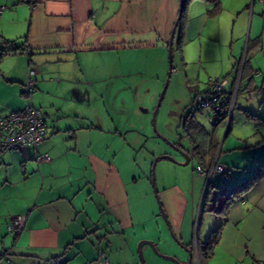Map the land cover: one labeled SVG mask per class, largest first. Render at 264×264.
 Here are the masks:
<instances>
[{"label": "crops", "instance_id": "crops-1", "mask_svg": "<svg viewBox=\"0 0 264 264\" xmlns=\"http://www.w3.org/2000/svg\"><path fill=\"white\" fill-rule=\"evenodd\" d=\"M218 1L210 13L215 4L208 0H0V48L4 41L21 48L0 56V114L33 104L48 128L39 145L0 153V264H105L101 254L109 264H264V72L253 64L264 48V27L258 30L264 0ZM182 2L171 54L178 44L181 76L185 88L194 89L193 98L208 90L209 77L224 80L233 92L245 55L247 62L229 128L207 127L203 111L196 113L206 131L196 134L199 152L180 133L172 142L189 162L173 148L161 149L156 154L173 160H157L152 183L156 154L148 159L149 172L134 156L127 124L109 130L95 122L94 95L99 86L105 94L121 90L117 81L126 76L136 83L143 65L152 63L142 54L168 49ZM254 16L256 34L245 38ZM236 24L243 36L238 45ZM190 43L208 61L197 59L193 74L186 57ZM124 57L131 59L129 72L120 67ZM30 68L36 87L29 97L23 86ZM178 70L172 66L171 73ZM188 108L180 105V127ZM97 109L110 118L106 103ZM111 136L120 139L119 147ZM40 154L50 161L38 163ZM213 155L224 171L206 183L195 167L210 168ZM16 215L25 222L14 235L8 225ZM218 227L212 249L198 252ZM143 240L153 246H141L142 262L137 246Z\"/></svg>", "mask_w": 264, "mask_h": 264}, {"label": "rangeland", "instance_id": "rangeland-1", "mask_svg": "<svg viewBox=\"0 0 264 264\" xmlns=\"http://www.w3.org/2000/svg\"><path fill=\"white\" fill-rule=\"evenodd\" d=\"M191 11L194 12V8H190L189 12ZM262 19H264V17H262ZM262 27H264V21H261L258 30L260 31ZM239 28H240L239 24H236V28L234 29V37L236 38L235 45H238L239 40L241 42L243 41V36L242 34L240 35L241 31L239 30ZM255 28H256V17L254 16V22L252 26L250 25V23H248L246 27L245 38L249 32H251L252 36L256 34ZM185 42L189 44L187 40ZM203 45H204V49L207 50L208 56L212 55V51L209 48V46L207 47L206 43H204ZM261 49L258 55L256 54L257 57L253 58V64L255 65L256 63V65L260 67V71L264 72V53H262V51L264 50ZM178 50H179L178 44H174V49L172 51L171 57H172V66L176 68V70L179 69L178 70L179 73L178 74H176L175 72L171 73L165 94L160 103L159 109L155 115L154 126L152 121L153 112L168 74L167 48L163 52H160L158 55H155L153 52H151V54H142L141 57H144L146 55L148 57V60L152 63H149L145 66L143 65L142 73L136 75V83L131 78L126 76L122 78V81L120 82L117 81L116 86L120 87L121 90H115L114 88H112L111 92H106L105 94V92L102 91L101 86H99L96 87V93L94 95L95 98L97 99L96 102H93V108H94L93 115L96 118L95 122L97 123H99V121L105 122L106 123L105 127L109 130L110 129L114 130L113 128L114 123H116L118 126H121V128L122 126L127 124V128L125 129L126 131L129 132L125 134L124 132L125 129H124L123 133L127 136L128 141H131L133 143L134 147L132 148L134 151V156L137 157V161L142 162V164H144L145 167L149 165V172H150L151 164L149 163L148 159L151 158V155L152 154L155 155L156 152H159L161 149L164 150V149L172 148L170 145L164 142L158 135H161L171 141L174 140L175 137H177L181 133L179 114H178V111L180 110V105L182 106V103L186 102L187 106H189L188 109H190L191 105L194 103V99H193L194 89L190 90L191 91L190 92L184 86L183 77H182L184 75L183 72L184 67L182 64L180 52ZM204 54L205 53L203 52V55ZM186 57H189V59L193 61V65H190L189 68L192 74L195 71L199 70L197 67H195L197 59H199L204 63H208V61L205 60V58H201V56L199 57L198 48L196 49V46L193 43H190V45L187 47ZM129 60H127V57H124L123 63L120 65L121 68H123V66H126V70H125L126 72L127 71L129 72L131 69V65H129L128 63ZM107 63L108 64L111 63L110 59L106 60V64ZM210 63L212 64V62ZM202 67L205 68L204 65ZM136 69L139 70V66L136 67ZM220 70H222L224 74L225 72L228 71L226 69H220ZM207 72L210 73L211 75H216L215 73H211L209 70ZM234 72L235 70L232 72L233 76H234ZM201 77H203V73L201 74ZM125 82L127 83L126 85ZM113 84L114 81L111 82V85ZM123 99L125 101L124 103H123ZM130 101H131V105H130ZM104 103H106V109L110 108L109 119L104 117V114L102 113L101 110L97 109L99 105L103 106ZM143 109H145V111H143ZM202 111H203L202 114H200L199 116H201L204 124L207 127L213 129L214 126L216 125L215 122H213V120L209 118V116L211 115V111L209 107L202 108ZM112 139L113 137L111 136L110 143L112 144V146L119 147L121 145L119 138H116L115 140ZM158 155L160 154H156L154 157ZM196 264L198 263L196 262Z\"/></svg>", "mask_w": 264, "mask_h": 264}, {"label": "built area", "instance_id": "built-area-1", "mask_svg": "<svg viewBox=\"0 0 264 264\" xmlns=\"http://www.w3.org/2000/svg\"><path fill=\"white\" fill-rule=\"evenodd\" d=\"M3 7H0V10ZM174 71V70H173ZM242 64L236 72V86L233 92L226 90L225 81L219 78H208L209 87L205 93L197 94L194 97V104L196 108L209 107L211 115L209 118L215 121L223 113L226 115L225 127H227L235 105V98L238 88V83L241 77ZM36 70L30 68L28 70L27 80L23 86L24 92L27 96L35 91L36 87ZM47 124L43 118L42 112L33 104H26L18 110H14L6 115L0 114V153L12 150H20L26 146H37L45 138L47 134ZM38 163L49 162L50 156L48 154H40L36 156ZM224 166L217 162V156L214 158L212 165L208 169L201 166L195 167L197 175L205 177L208 183L210 177L214 173H222ZM25 216L16 215L12 218L8 225L10 233L17 235L24 226ZM198 216L196 217L194 227L198 226ZM0 254H2L0 252ZM197 257V251L195 248ZM4 256V255H3ZM5 257V256H4ZM101 257L105 264H109L104 254Z\"/></svg>", "mask_w": 264, "mask_h": 264}, {"label": "trees", "instance_id": "trees-1", "mask_svg": "<svg viewBox=\"0 0 264 264\" xmlns=\"http://www.w3.org/2000/svg\"><path fill=\"white\" fill-rule=\"evenodd\" d=\"M208 1L214 2V4H215L214 5V9H212L210 11V13H215L217 11V9H218L219 1L218 0H208ZM184 5H185V3H184ZM18 48H20V47L17 46V45L16 46L13 45L12 42L4 41V42H2V47L0 48V56H2L5 53H8V52H15L16 49H18ZM246 62L247 61H246V55H245V61H244L242 72H241V74H242L241 78L243 76L244 66H245ZM201 110H202L201 108H196L194 103L191 105V107L189 109V112L186 114V116L182 120V124H181V130L182 131H181V134H180L181 137L183 136L184 138H186L188 140V142L190 143L192 149H194L197 152H199L198 148H200V145H199V142L196 140V134L198 132H204L205 131L204 126L201 123H199L196 120V118H195L196 113L200 112ZM225 120H226V115L223 113L214 122H215L216 126H219V125L225 126ZM230 120H231V118H230ZM229 123H230V121H229ZM229 123H228L226 129L229 128ZM208 146L210 148H214L215 147V145L212 144V143H210ZM215 153L216 152H214V155H215ZM214 155L212 157V160L214 158ZM212 160H211V162H212ZM201 167L206 169V167H204V166H201ZM207 168H208V166H207ZM251 185H252V180L249 183L248 182L244 183L243 186L241 187L240 193H242L243 191H246ZM220 229L221 228L218 227L216 230H214L211 233L209 238L204 243H201V244L198 245V248H197L198 252H199V250L202 249L203 253L207 254L212 249V247L214 246V244L218 240ZM3 255H5V253L2 252V254H0V257L3 256Z\"/></svg>", "mask_w": 264, "mask_h": 264}, {"label": "water", "instance_id": "water-1", "mask_svg": "<svg viewBox=\"0 0 264 264\" xmlns=\"http://www.w3.org/2000/svg\"><path fill=\"white\" fill-rule=\"evenodd\" d=\"M182 8H183V2H182V4H181V8H180V12H179L178 18L176 19V21H175V23H174V25H173V28H172V31H171V35H170V39H169V44H168V68H169V69H168V74H167V77H166L165 83H164V85H163L162 91H161V93H160V95H159L158 101H157V103H156V106H155V109H154V112H153V118H152L153 126L155 125V115H156V113H157V111H158V109H159L160 103H161V101H162V99H163V96H164V94H165V91H166L167 85H168V83H169V78H170V75H171V70H172V63H171L172 40H173V37H174V33H175V29H176V26H177V23H178L179 17H180L181 12H182ZM194 114H195V113H194ZM158 136H159L164 142H166L168 145H170L174 150H176L179 154H181V156H183L184 159H185V163H188V162H189L190 157H189L188 153L185 152V151L183 150V148H181V147L175 145L171 140H168L167 138H165V137H163V136H161V135H158ZM159 158H168V159H170V160H173V159H172L170 156H168V155H162V156L160 155V156H156V157L154 158V160H153V164H152L153 166H152V170H151V171H152V174H151V180H152V183H154V178H153V167H154V165L156 164V162H157V160H158ZM145 243H146V244H149L151 247L153 246V244H152L150 241H145V240H143V241H141V242L138 243L137 250H138V253H139V256H140L142 262H143V258H142L141 246H142L143 244H145ZM153 249H154V247H153ZM183 249H184V251L187 252V254H188V256H189V259L191 260V251H190V249L185 248V247H183ZM155 252H156V251H155ZM156 254L160 255L158 252H156ZM160 256L163 257V258H165V259H171V260H173V261H176V259H175L174 257H171V256H162V255H160Z\"/></svg>", "mask_w": 264, "mask_h": 264}]
</instances>
